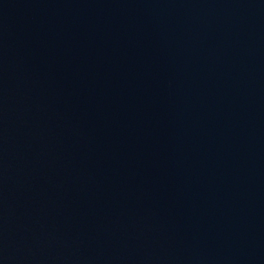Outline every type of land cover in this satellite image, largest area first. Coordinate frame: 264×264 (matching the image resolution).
<instances>
[{"label":"water","instance_id":"1","mask_svg":"<svg viewBox=\"0 0 264 264\" xmlns=\"http://www.w3.org/2000/svg\"><path fill=\"white\" fill-rule=\"evenodd\" d=\"M0 264H264V0H0Z\"/></svg>","mask_w":264,"mask_h":264}]
</instances>
